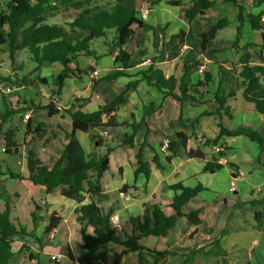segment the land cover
<instances>
[{
    "label": "crops",
    "instance_id": "0c3cea01",
    "mask_svg": "<svg viewBox=\"0 0 264 264\" xmlns=\"http://www.w3.org/2000/svg\"><path fill=\"white\" fill-rule=\"evenodd\" d=\"M6 1L3 0V4ZM191 4L192 0H180L178 5L164 0L137 1V17L155 29H138L133 39L125 44L131 53V66L121 68L119 63H115L113 55L106 52V45L101 53L90 47L94 56L82 54L76 64H70L72 69L77 68L82 73L74 72L65 78L58 95H51L47 80L42 82L39 79L52 77L60 70L61 66L53 70L49 63H43L20 87L12 88L5 95L0 94V113L4 107L1 96L10 108L18 111L10 119L0 122L1 131L17 128L23 144H26L16 155L0 152V170L19 173L22 177L1 175L0 189L5 191V200L12 210L11 220L18 223L20 216L30 217L33 229L37 230L33 237L39 244V251L41 237H44L50 244V251L46 254L54 264L89 263L85 251L79 246L81 224L74 215V209L80 204L94 203L102 214H117L122 225L119 233L129 232V218H140L145 207L155 205L167 214L171 213L167 204L174 191L169 186L177 183L187 187L203 186L204 189L183 207L186 212L196 210L200 223L190 226L185 217H179L165 236L141 237L139 244L143 249L121 255L120 264L137 263L138 256L146 264H264V115L255 111L252 104L243 98L237 77L240 62L249 65L264 63L261 52L264 50L261 48L264 28L254 30L244 20L240 26L241 42L252 45L242 52L237 51L233 48L237 7L229 1L213 0L203 14L187 18L185 11ZM245 9L249 13L264 14V4L254 5L252 0H245ZM220 19L226 20V26L204 49H200L199 35ZM151 60L162 70L165 78L172 76L176 80L173 93L177 95L180 80L193 85L203 79L204 72L209 73L211 77L207 85L198 89L203 93L199 101L178 102L156 86L147 84L141 78V71L148 68ZM199 64L204 66L201 73L196 70ZM189 65L193 66L186 69ZM45 66L48 68L44 69ZM93 68L100 73L97 80L89 77ZM83 77H86V82L81 87L77 81L82 83ZM36 78L45 90H39ZM133 80L138 83L128 92L125 105L108 115L99 116L101 125L89 128L86 133H76L85 154L101 157L110 149L108 169L101 177V194L84 193L83 200L77 202L63 196L60 187L45 193L43 186L33 185L25 179L26 147L34 151L42 163L52 164L65 146L64 133L71 130L67 109H75L81 104L83 111H95L111 102L126 83ZM21 87L33 90L38 99L19 95L17 91ZM214 92L219 96L233 94L226 102L231 117L223 112L220 115L215 113L218 104L213 98ZM51 102V110L56 108L58 111L49 117L45 106ZM26 112L29 116L25 119L23 114ZM110 117L116 123L104 126ZM39 122L46 124L40 128L45 131L41 138L36 137L34 131ZM219 122L231 135L222 134L215 144L206 143V139L217 136ZM26 123L29 124L28 129ZM103 131L107 136L101 135ZM253 131L263 138L262 148L246 136ZM179 134L184 136L185 143ZM90 135L99 138L100 143L92 142ZM165 140L174 150L172 155L167 148L161 150ZM195 148L203 152L202 158L188 155V150ZM137 155L146 165L147 175L135 173ZM208 161L220 163L222 167L213 172L205 171ZM88 174L95 179L94 170ZM231 185L235 188L232 192L229 190ZM5 200H0L1 210ZM20 200L22 203L19 205ZM52 211L61 216V222L51 231V237L43 231ZM57 234L61 243L54 241ZM18 238L14 237L13 243L21 245L27 242V236ZM122 248L108 242L100 244L97 251H106L107 263L112 264L115 253ZM54 254L63 256L51 260L50 256Z\"/></svg>",
    "mask_w": 264,
    "mask_h": 264
},
{
    "label": "trees",
    "instance_id": "16d2710c",
    "mask_svg": "<svg viewBox=\"0 0 264 264\" xmlns=\"http://www.w3.org/2000/svg\"><path fill=\"white\" fill-rule=\"evenodd\" d=\"M137 1L7 0L3 5L0 3V50L4 49V52H6L7 68L12 70V73L0 74V83L12 85L20 82L21 76L17 72L23 70L28 60L34 64L30 70L31 73L36 72L43 63H59L61 68L51 77L52 84L49 86L50 94L58 95L63 80L73 75L74 72H81L77 68L72 69L70 64H76L77 58L82 54L94 56V51L90 47L92 41L100 37L104 38L106 52L113 55L115 63H119L121 68L131 66V53L126 50L125 44L133 39L136 30L154 31L155 29L137 17ZM164 1L172 5L180 4V0ZM224 1H229L237 7L233 48L242 52L245 47L252 44L241 42L240 26L244 20H247L254 30L264 28V23L260 21L261 14L247 12L245 0ZM252 3L261 5L264 4V0H252ZM212 4L213 0H192V4L186 9L185 15L187 18L201 15ZM67 11H71V16L65 20L64 24L50 21L51 18ZM224 26H226V20L220 19L208 30L202 32L199 35L200 49H204L207 43ZM70 31H74L76 36H72ZM108 35H111L109 40H107ZM261 37L263 41L261 48H264V34ZM21 54L26 57L25 60L20 58ZM259 55L261 56V54ZM240 63L241 67L237 77L242 88V96L248 103L252 104L255 111L264 115V63L255 65H249L245 62ZM192 66L189 65L185 68L188 69ZM210 77L209 73L204 72L203 79L193 85H187L180 80L178 84L179 94L177 95L173 93L176 80L172 76L165 78L162 70L155 67L152 60L148 68L141 71V78L147 84L156 86L159 90L173 96L178 102L183 100L198 102V98L203 94L198 89L206 86ZM137 83V80L126 83L124 89L111 102L100 106L95 111L85 112L82 110L81 104L76 105L75 109L73 107L67 109L66 113L71 119V130L64 133L67 140L65 146L52 164L42 163L36 153L26 147L24 156L27 177L25 179L33 185L43 186L45 193L60 187L63 196L77 202L83 200L84 193L88 195L101 194V177L104 171L108 169L110 149H107V152L101 157L94 154H85L76 133H86L89 128L101 125L98 122V117L102 114L108 115L125 105L128 92L135 89ZM230 97H233V94L219 96L216 92L213 93V98L218 104L215 111L217 115L223 112L226 116L231 117L230 107L226 104ZM1 101L4 107L3 112L0 113V122H3L10 119L18 111L10 108L2 96ZM51 107L52 102L45 106L48 109L47 114L49 117L58 111L56 108L51 110ZM203 114H208V112ZM115 123L113 118L110 117L104 126ZM218 125L217 136L211 140L206 139V143L212 142L215 144L220 135H231V132L224 128L220 122ZM45 126L46 124L43 122L37 123L34 128L37 134L36 137L41 138L44 135L45 131L40 128ZM26 128H29L28 123H26ZM246 136L262 148L263 138L258 132H249L246 133ZM179 137L185 143L184 136L179 134ZM90 139L92 142L100 143L99 138L96 136L90 135ZM23 143L24 140L19 136V131L15 127L7 128L0 133V152L3 154H19L22 145H26ZM2 148L3 151H1ZM166 148L170 155L174 153L168 142ZM187 153L191 157H203V152L199 148L189 149ZM137 159L138 167L135 169V173L143 172L147 175L146 165L141 161L139 155H137ZM167 159L169 158L167 157ZM154 161L157 163L155 158ZM221 167L220 163L208 161L204 166V170L213 172ZM91 170L95 171V179H91L88 174ZM4 174L12 178H22L19 173H13L9 170L4 173L0 170V176ZM169 187L174 191L173 197L167 204L171 213L167 214L164 209L155 205L145 207L140 218H129V232L119 233L114 231L109 221L110 214H102L94 203L80 204L76 207L74 215L81 224L79 228L81 238L79 246L85 251V256L89 258L88 264H108L107 252L97 251L102 243L110 242L123 247L120 252L115 253L112 263L120 264L121 255L143 249L139 244L141 237L149 235L165 236L179 217H185L190 226L199 224L198 212L196 210L186 212L183 207L192 197L204 189L203 186L198 184L194 187H187L177 183L171 184ZM0 200H5V191L1 189ZM11 212L9 203L5 200L4 208L0 209V264H10L14 256L13 238L15 236H33V233L27 232L23 225L11 220ZM255 216L258 219V213ZM32 218H34L33 215ZM60 222L61 216L54 211L50 212L43 234L50 233ZM122 236L123 239H121ZM27 247L26 244L22 243L18 251H23ZM67 253L70 255L69 250ZM26 256L28 259L36 258V254L32 252H29ZM134 264H146V262L141 256H138V261Z\"/></svg>",
    "mask_w": 264,
    "mask_h": 264
},
{
    "label": "rangeland",
    "instance_id": "374dc122",
    "mask_svg": "<svg viewBox=\"0 0 264 264\" xmlns=\"http://www.w3.org/2000/svg\"><path fill=\"white\" fill-rule=\"evenodd\" d=\"M0 1H1L2 5H3V0H0ZM70 16H71V11H67V12H64L62 14H59V15L51 18L50 21L64 24L65 20L67 18H70ZM70 34L72 36H76L74 31H70ZM103 40H104V38H102V37L94 39L93 43L91 45V49L95 50L96 53H101L102 50L105 47V44L103 43ZM20 58L24 59V60L26 59V57L23 56V54L20 55ZM7 63H8V60H7V57H6V52H4L3 50H0V74H4L5 75L8 72L12 73V70L7 68ZM3 64H5L6 66L3 65ZM33 66H34V64L30 60H28L26 62V64L24 65L23 70H19L17 72V73H20L19 75L21 76L20 77L21 81L16 83V84H12L13 88L20 87L24 83V81L27 80V77L31 74L30 70L32 69ZM43 68L46 69L48 67L45 66ZM50 68H52L53 70L59 69L60 68V64L59 63H52L50 65ZM27 73H30V74H27ZM40 75L41 74H39V76ZM51 79H52L51 77L47 76V84L49 86H51V84H52V80ZM82 79L84 80L82 83L80 81H77L80 84L81 87L85 84L86 77H83ZM41 81H42V78H41ZM41 81L36 78V83H41ZM26 82H25V85L27 84ZM36 86H37V84H36ZM16 90L17 89L13 90V92H11L10 94H13ZM36 92H38V91H36ZM17 93L19 95L23 96V97H26V99H28V98H31L32 100H37L38 99V94L35 93L33 90H31L29 88L25 89V88L21 87V89H19L17 91ZM0 94H4L5 95V93H2L1 91H0ZM0 133H1V128H0ZM36 197H38V196H36ZM21 203H22V200L18 201L19 205ZM18 223L23 225V227H25L27 232H32L33 236L37 234V230H35V229L33 230V226H32V223H31V220H30L29 216H28V219H25V218L20 216ZM33 236L32 237H28L27 236V238H26L27 242L26 243H29V246L31 248L27 245L28 247L25 250H23V251H18V249L20 247L19 243H13L14 256L11 259L10 264H54L52 261H50L48 259V257H49L48 255L49 254H46L47 251H50V249H49L50 244H48L46 242V239L44 237H41V251H39V248H38L39 244L37 243L36 238H34ZM15 239L16 240L19 239L18 236H15ZM54 241L56 243H61V237H60L59 234H57V236H56ZM36 250H38V251H36ZM29 252H34L36 254V258L28 259L26 255L29 254Z\"/></svg>",
    "mask_w": 264,
    "mask_h": 264
},
{
    "label": "built area",
    "instance_id": "2783aa9c",
    "mask_svg": "<svg viewBox=\"0 0 264 264\" xmlns=\"http://www.w3.org/2000/svg\"><path fill=\"white\" fill-rule=\"evenodd\" d=\"M260 21L264 23V14H262V15L260 16ZM263 54H264V50H263ZM91 66H92V65H90V67H91ZM119 66H120V65H119ZM91 68H92V67H91ZM203 69H204V66H203L202 64H199V65L197 66V68H196V70H197L199 73H201V72L203 71ZM89 77H90L91 80H97V79H99V77H100V73H99V71H98L97 69L93 68V69H91L90 72H89ZM38 85H39V90H41V91L45 90V88H42V85H41L40 83H39ZM12 88H13L12 85H4V84L0 83V91H1L2 93H7V92H9ZM28 116H29V115H28L27 112L23 114V118H25V119H26ZM101 135H102V136H107V132H106V131H103ZM166 144H167V141L165 140V141L163 142L162 146H161V150H164V149H165ZM1 151H3V148L1 149ZM229 190H230L231 192L234 191V190H235L234 186L231 185V186L229 187ZM109 221H110V225H111V227L114 229V231H116V232H120V231L122 230V225H121V222H120V218H119V216H118L117 214H112V215L110 216V218H109ZM49 236H51V237L53 236L51 232L49 233ZM62 256H63L62 254H54V255H51L50 258H51V260H58V259L61 258ZM73 264H80V263H79V262H74Z\"/></svg>",
    "mask_w": 264,
    "mask_h": 264
},
{
    "label": "water",
    "instance_id": "95a60500",
    "mask_svg": "<svg viewBox=\"0 0 264 264\" xmlns=\"http://www.w3.org/2000/svg\"><path fill=\"white\" fill-rule=\"evenodd\" d=\"M46 80H47L46 78H42V82H46Z\"/></svg>",
    "mask_w": 264,
    "mask_h": 264
}]
</instances>
